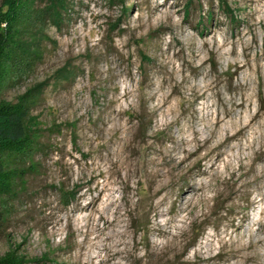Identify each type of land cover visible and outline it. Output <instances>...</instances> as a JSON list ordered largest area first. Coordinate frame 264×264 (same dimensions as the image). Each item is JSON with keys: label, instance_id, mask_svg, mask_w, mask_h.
<instances>
[{"label": "rangeland", "instance_id": "1", "mask_svg": "<svg viewBox=\"0 0 264 264\" xmlns=\"http://www.w3.org/2000/svg\"><path fill=\"white\" fill-rule=\"evenodd\" d=\"M34 34L30 68L0 89L13 103L44 85L0 256L264 259V189L244 174L264 169V0H69Z\"/></svg>", "mask_w": 264, "mask_h": 264}, {"label": "trees", "instance_id": "2", "mask_svg": "<svg viewBox=\"0 0 264 264\" xmlns=\"http://www.w3.org/2000/svg\"><path fill=\"white\" fill-rule=\"evenodd\" d=\"M225 6V5H224ZM69 10V0H2L0 7V89L10 75H22L30 68L34 36L38 29L60 28ZM32 34V36H31ZM39 84L19 96L16 102L0 100V237L8 201L17 197V186L33 163H26L39 149L38 125L33 110L43 95ZM15 251L0 256V264H30Z\"/></svg>", "mask_w": 264, "mask_h": 264}, {"label": "bare ground", "instance_id": "3", "mask_svg": "<svg viewBox=\"0 0 264 264\" xmlns=\"http://www.w3.org/2000/svg\"><path fill=\"white\" fill-rule=\"evenodd\" d=\"M239 161V160H238ZM241 162V166L240 167H242V168H244V165L242 164V160H240L239 161V163ZM264 168V167H263ZM244 174H246V175H248V174H252L253 175V181L252 182H254V183H257V184H261L260 185V189H264V184H263V182H264V169H259V170H257V169H252V168H250V169H248V170H246L245 171V173ZM242 176V175H241ZM251 182V183H252ZM259 186V185H258ZM163 189V188H162ZM189 190L191 191V192H197L198 190L195 188V187H191V188H189ZM259 190V189H258ZM260 191V190H259ZM160 192V191H159ZM253 204L255 205V202H253ZM189 205V199H188V201L187 202H184V207H186V206H188ZM251 243V242H250ZM258 246V245H257ZM259 257V256H258ZM256 258V257H255ZM249 259V258H248ZM258 262V264H264V259H262L261 260V258H260V260H257Z\"/></svg>", "mask_w": 264, "mask_h": 264}]
</instances>
